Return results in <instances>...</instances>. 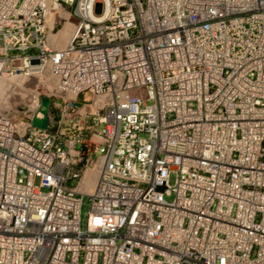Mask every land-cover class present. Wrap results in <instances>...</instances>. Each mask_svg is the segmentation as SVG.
Returning a JSON list of instances; mask_svg holds the SVG:
<instances>
[{"label": "built area", "instance_id": "2783aa9c", "mask_svg": "<svg viewBox=\"0 0 264 264\" xmlns=\"http://www.w3.org/2000/svg\"><path fill=\"white\" fill-rule=\"evenodd\" d=\"M3 77L0 264H264V0H0Z\"/></svg>", "mask_w": 264, "mask_h": 264}, {"label": "bare ground", "instance_id": "6f19581e", "mask_svg": "<svg viewBox=\"0 0 264 264\" xmlns=\"http://www.w3.org/2000/svg\"><path fill=\"white\" fill-rule=\"evenodd\" d=\"M74 21H68L65 26L60 30L59 33H56L54 36H52L53 42L57 43L60 47H65L68 45V42L71 39V36L74 33ZM23 80L18 77H3L0 79V109L6 106V100L5 98L10 91V86H13L15 84H22ZM8 97V96H7Z\"/></svg>", "mask_w": 264, "mask_h": 264}, {"label": "rangeland", "instance_id": "374dc122", "mask_svg": "<svg viewBox=\"0 0 264 264\" xmlns=\"http://www.w3.org/2000/svg\"><path fill=\"white\" fill-rule=\"evenodd\" d=\"M74 21L76 22L77 19L74 18ZM4 96H6L5 98H7V100H6V106H10V105H9V104H10V99L7 97V96H9V95L7 94V95H4ZM90 99H91V96H90L89 94H88L87 96H82V97H81V101L84 100V101H86V102H89ZM100 152H101V151H100ZM177 178H178L177 174H171V177H170V183H171L172 186H175V185H176V183H177ZM39 182H40V180L38 179V180H37V183H39ZM167 199H168L169 201H173V200L175 199V194L167 195ZM85 211H86V209H85Z\"/></svg>", "mask_w": 264, "mask_h": 264}, {"label": "water", "instance_id": "95a60500", "mask_svg": "<svg viewBox=\"0 0 264 264\" xmlns=\"http://www.w3.org/2000/svg\"><path fill=\"white\" fill-rule=\"evenodd\" d=\"M49 103H50V100L48 98L44 99V105L47 107V109L43 110L45 115H46V118L44 120H41V119H35L34 120V123L35 124H38L42 127H47L48 126V123H49V119H48V107H49Z\"/></svg>", "mask_w": 264, "mask_h": 264}]
</instances>
